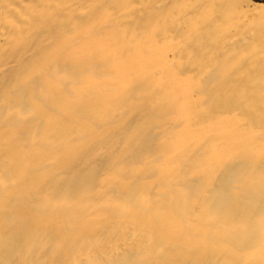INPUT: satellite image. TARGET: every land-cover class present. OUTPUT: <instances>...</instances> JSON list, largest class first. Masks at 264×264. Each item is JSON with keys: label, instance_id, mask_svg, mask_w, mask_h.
<instances>
[{"label": "bare ground", "instance_id": "1", "mask_svg": "<svg viewBox=\"0 0 264 264\" xmlns=\"http://www.w3.org/2000/svg\"><path fill=\"white\" fill-rule=\"evenodd\" d=\"M81 2L0 3V264H264V5Z\"/></svg>", "mask_w": 264, "mask_h": 264}, {"label": "rangeland", "instance_id": "2", "mask_svg": "<svg viewBox=\"0 0 264 264\" xmlns=\"http://www.w3.org/2000/svg\"><path fill=\"white\" fill-rule=\"evenodd\" d=\"M1 1H2V3H3L4 0H1ZM1 1H0V3H1ZM7 1H9L10 3L13 1V2H15V4L18 3V5H20V6H21V4L23 3V4H22V8L24 7L25 4H27V5L29 4L28 6H25V8H26L27 10L29 9L30 12H31V11H32V12H35V11H36L35 14H39V13H38V10H39V9H40V10L43 9V12H41L42 10H41V11L39 10V12H40V16H41V17H42V15L44 16V14L46 13L47 10H51L50 13H49V11H47V12L49 13V15H50L51 12H53L54 9H55L56 7L60 6L59 4L65 3L66 5L71 6V4L74 5V4L77 3V4H76V6H77V5H78V2H79V0H68V1H67V0H58V3H59V4H58V3H57V0H54L53 2L47 0L46 2H47L49 5H47V6H45V5L42 6L41 3L43 2V0H41L42 2L39 1L38 3H37L38 0H37V1L35 0L37 4H40V5H41V6H38V5H36V3H35L34 0H33L34 2L31 1V0H29V2H28V0H7ZM55 1H56V2H55ZM70 1H71V2H70ZM82 1H83V3L81 2V4H85V3L90 2L91 0H90V1L88 0V2H87V0H82ZM250 1H251L252 3H254V4H262V5H264V0H250ZM49 2H50V3H49ZM5 3H8V2H6V0H5ZM5 3H3L2 5L4 6ZM10 3H8V4H10ZM31 3H32V4H31ZM51 3L53 4V6L51 5L52 7L50 6ZM55 3H56V4H55ZM68 3H70V4H68ZM34 4L36 5L37 8L39 7L38 10H37V8L34 7V6H35ZM5 5L7 6V4H5ZM11 5H12V4H11ZM0 6H1V5H0ZM9 6H10V5H9ZM13 6H14V5H13ZM13 6H12V7H13ZM31 6L34 7V8H33L34 10L31 8ZM48 6H49L50 8H48ZM54 6H55V7H54ZM10 7H11V6H10ZM17 7H19V6H17V4H16V6L14 7V10H15ZM27 7H28V8H27ZM45 7H46V10H44ZM30 9H32V10H30ZM35 9H36V10H35ZM16 10H17V12L20 11L19 13H22V12H21V9H18V8H17ZM16 10H15V11H16ZM18 10H19V11H18ZM44 11H45V12H44ZM42 13H43V14H42ZM46 14H47V13H46ZM46 14H45V15H46ZM261 14H263V12H262ZM47 15H48V14H47ZM105 15H106V16H105ZM101 16H102L103 18H104V17L106 18L107 16H109V13H108V15H107V14H103V15H101ZM259 16H262V15H259ZM102 17H101V18H102ZM263 17H264V16H263ZM263 17H262V18H263ZM99 18H100V17H99ZM262 18H261V19H262ZM258 19H259V18H258ZM258 19H257V20L255 19V20H256V21H255L256 23L258 22ZM261 19H260V20H261ZM262 20H263V22H264V18H263ZM252 22H253V21H252ZM260 22H261V21H260ZM260 22H258V23L262 25L263 22H261V23H260Z\"/></svg>", "mask_w": 264, "mask_h": 264}, {"label": "clouds", "instance_id": "3", "mask_svg": "<svg viewBox=\"0 0 264 264\" xmlns=\"http://www.w3.org/2000/svg\"><path fill=\"white\" fill-rule=\"evenodd\" d=\"M160 251H163L162 249Z\"/></svg>", "mask_w": 264, "mask_h": 264}]
</instances>
